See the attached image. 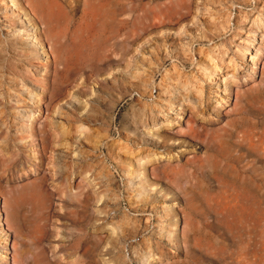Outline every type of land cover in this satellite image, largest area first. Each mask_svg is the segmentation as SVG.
I'll use <instances>...</instances> for the list:
<instances>
[{
    "label": "rangeland",
    "instance_id": "1",
    "mask_svg": "<svg viewBox=\"0 0 264 264\" xmlns=\"http://www.w3.org/2000/svg\"><path fill=\"white\" fill-rule=\"evenodd\" d=\"M120 1L0 0V264H264V0Z\"/></svg>",
    "mask_w": 264,
    "mask_h": 264
},
{
    "label": "bare ground",
    "instance_id": "2",
    "mask_svg": "<svg viewBox=\"0 0 264 264\" xmlns=\"http://www.w3.org/2000/svg\"><path fill=\"white\" fill-rule=\"evenodd\" d=\"M108 1H110V0H95L94 6L85 8L82 11L79 10L81 13L76 16V5L74 4V0H26L27 4L30 6L31 10L37 15L38 18H40V20L42 22H44L46 29L48 31V34H49L48 39L50 40V37L53 39H56V40H60V39L64 38V42L62 43V46L65 48L66 52L72 57V59L76 58V59H81V60H83V59L87 60L89 58V56L91 57V55H92V54L90 55V49H91V46H93V44H94V39H95V34H96L95 29L97 27V26H95V24L99 19L101 20L100 23H103L104 21H105V23H107L106 20H108V19H109V22L107 24H109L110 22H114V23H112V25H114V27H112V29H114L117 34L121 30L122 25H121V27L118 26L116 23V20H117V17L126 8L124 9L123 7H118L119 5L116 7H112V8L108 7L109 6ZM120 2H122V0ZM127 6H129V5H127ZM136 10H138V9H136ZM131 13H133V11H131ZM21 26H24V25L21 24ZM103 26H104V24H103ZM25 28H27V27L25 26ZM104 28H105V26H104ZM97 30L100 31V29H98V28H97ZM105 30H106V28H105ZM101 31H102V29H101ZM99 39H100V37H99ZM102 41H101V43H102ZM98 44H100V43H98ZM95 50L93 52H96ZM116 54L118 55V53L115 52V55ZM96 55H97V52H96ZM67 59L69 60V58H67ZM94 60H95V58H94ZM84 62H86V61H84ZM87 62L89 63V60ZM72 63H73V61H72ZM81 64H80V66H81ZM65 67H67V66H65ZM65 72H66V70H65ZM62 76H63V74H62ZM63 82H65V81L63 80ZM30 190L31 191L34 190V191L30 193ZM35 193H36V190L34 188L33 189L28 188L27 190L24 191V197H25V199H28L29 198L28 194L33 196V195H35Z\"/></svg>",
    "mask_w": 264,
    "mask_h": 264
}]
</instances>
